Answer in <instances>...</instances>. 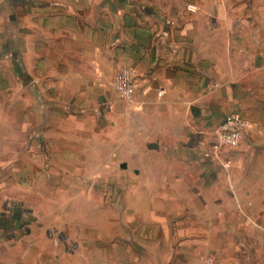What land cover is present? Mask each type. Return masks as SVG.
<instances>
[{
	"label": "rangeland",
	"instance_id": "obj_1",
	"mask_svg": "<svg viewBox=\"0 0 264 264\" xmlns=\"http://www.w3.org/2000/svg\"><path fill=\"white\" fill-rule=\"evenodd\" d=\"M125 11L206 72L189 137L115 89L117 31L78 25ZM262 67L264 0H0V264H264V145L215 137Z\"/></svg>",
	"mask_w": 264,
	"mask_h": 264
},
{
	"label": "crops",
	"instance_id": "obj_2",
	"mask_svg": "<svg viewBox=\"0 0 264 264\" xmlns=\"http://www.w3.org/2000/svg\"><path fill=\"white\" fill-rule=\"evenodd\" d=\"M129 13L125 11L120 19L112 23L101 17L95 22L90 19L79 21L78 25H85L88 33L101 36H109L113 29L117 31V46L112 48L111 58L117 60L116 70L131 69L138 79L139 86L131 101L137 107L135 113L144 122L179 124L181 134L178 138L183 139L185 133L189 137L192 117L195 116L196 120L198 111L206 109V72L199 65L191 63L185 45L177 48L173 42L165 43L163 38L169 34L165 26L159 24L158 29H147L145 20L131 19L127 17ZM87 39L89 79L101 80L107 68L106 60L102 59L105 48L96 37L93 39L94 45H91L92 39ZM115 50L117 55H114ZM232 89L233 101L236 100L234 103L239 104L241 98V108H236V112L250 125L241 145L245 140L252 146L264 145V77L248 75L245 84L239 80L232 81Z\"/></svg>",
	"mask_w": 264,
	"mask_h": 264
},
{
	"label": "built area",
	"instance_id": "obj_3",
	"mask_svg": "<svg viewBox=\"0 0 264 264\" xmlns=\"http://www.w3.org/2000/svg\"><path fill=\"white\" fill-rule=\"evenodd\" d=\"M115 89L125 101H132L135 89V74L131 69H122L115 79ZM250 125L240 115L232 114L228 116L218 127L215 137L222 146L231 149L238 148Z\"/></svg>",
	"mask_w": 264,
	"mask_h": 264
}]
</instances>
